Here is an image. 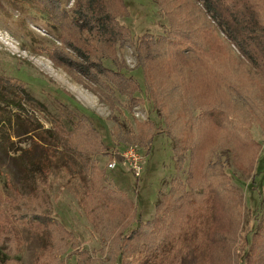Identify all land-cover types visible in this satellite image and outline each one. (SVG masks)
<instances>
[{"label":"rangeland","instance_id":"1","mask_svg":"<svg viewBox=\"0 0 264 264\" xmlns=\"http://www.w3.org/2000/svg\"><path fill=\"white\" fill-rule=\"evenodd\" d=\"M108 2L130 31L115 55L141 87L131 110L118 78L102 86L50 55L100 52L98 38L75 34L72 49L34 0H0V264H264V59L203 0ZM75 5L62 0L72 16ZM83 115L113 153L136 148L141 176L110 152L73 150L94 141ZM114 117L155 122L149 155L117 143Z\"/></svg>","mask_w":264,"mask_h":264},{"label":"trees","instance_id":"2","mask_svg":"<svg viewBox=\"0 0 264 264\" xmlns=\"http://www.w3.org/2000/svg\"><path fill=\"white\" fill-rule=\"evenodd\" d=\"M203 1L205 2L206 10L214 15L218 20L219 26L225 31L230 40L236 43L239 49L246 54L251 61L257 62L258 59L260 62L264 59V3H262V0ZM34 2L41 12L48 14V19L53 22V25L62 27L64 31V35H62L61 38L62 43L67 44L72 49H76L78 43L74 38L75 34L89 31L90 38H93V40L98 38L99 42L104 45L100 52L92 53V47L85 42L84 50L80 51V54H78L80 58L77 56L72 57L71 54L67 58L64 53V48L54 45L53 51L50 54L54 61L59 60V62H62L64 65L69 63V66L74 67L80 74L91 77L94 82L105 87L107 85L111 86V83H107L102 79L103 77H107L113 81L118 78L119 85L116 89L120 94L128 97V107L130 110L134 109L139 102L143 101V98L136 96V93L141 90L139 82L133 76L126 75L122 72L124 65L121 63L119 57H116V44L118 42L124 44L131 40L130 31L125 26L118 23L119 8H112L108 0H76V8L74 7L71 9L74 13L73 16H75L73 17L70 15L69 10L62 6V0H34ZM81 2L82 5L79 6L78 4ZM262 4L263 8L261 9L259 5L261 6ZM174 34L178 35L176 33ZM96 42L98 41L96 40ZM107 48H110V57L105 54ZM61 53L62 56L59 57ZM82 57L83 60H81ZM104 59L111 60L117 70L106 67L103 63ZM116 98V94L115 96L110 95L108 98V102L114 110L118 109L117 103L115 102ZM113 120L116 126L112 134L118 144H128L129 146L139 144L138 146H144L143 148L146 149L147 155L151 153L153 149V140L156 136L155 133L151 134L150 132L152 131L151 129L154 128L153 124L155 123L152 119H149L147 123L145 122L146 128H144V126H137V128L130 127L131 124L117 117H114ZM81 121L82 122L78 125V129L84 128L86 125L89 126V132H86L85 135L92 137L94 141L90 138L84 147L82 146L81 140H73L75 145L71 147L75 148L73 149L74 151L81 147L82 150L80 149V151L86 153H97L98 151L104 150L103 152L107 154L110 152L112 158L117 159L118 163L123 164L125 162V159L121 156V152L113 153L107 145L99 140L97 131L93 128L88 117L84 116L81 118ZM143 129H146V132H143ZM48 132L49 130H44L43 133ZM176 150L178 151L177 146H175V151ZM183 160L184 156H179L176 162L179 165ZM94 173L98 176L97 172ZM183 183L184 182L180 183L181 187L185 185ZM189 186L190 184L188 182V187ZM161 205L163 204H158L156 209H159ZM189 218V215H187L180 226L186 227V224H189ZM204 228L206 233L211 234V237L214 229V220L209 221ZM159 245H163V241L159 242ZM148 247L150 248L152 246L149 245Z\"/></svg>","mask_w":264,"mask_h":264},{"label":"built area","instance_id":"3","mask_svg":"<svg viewBox=\"0 0 264 264\" xmlns=\"http://www.w3.org/2000/svg\"><path fill=\"white\" fill-rule=\"evenodd\" d=\"M121 155L124 156L125 160L130 162L134 173L137 176H141V174H142V164H141V161H140V155L136 151V148L131 146L130 148H127L124 152H121ZM116 165H117L116 161H113V162L110 163V167L111 168H115Z\"/></svg>","mask_w":264,"mask_h":264}]
</instances>
